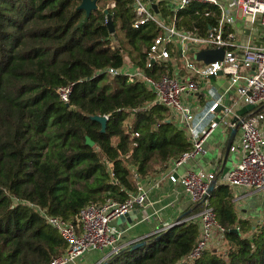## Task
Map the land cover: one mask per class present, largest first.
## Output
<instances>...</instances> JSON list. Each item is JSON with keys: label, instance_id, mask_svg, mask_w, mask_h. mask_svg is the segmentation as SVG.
Masks as SVG:
<instances>
[{"label": "trees", "instance_id": "1", "mask_svg": "<svg viewBox=\"0 0 264 264\" xmlns=\"http://www.w3.org/2000/svg\"><path fill=\"white\" fill-rule=\"evenodd\" d=\"M81 2L0 0V264H50L68 247L30 203L76 221L89 203L107 196L125 201L139 178L192 146L185 129L170 120L169 108L151 103L155 97L146 83L104 71L127 59L145 66L144 51L159 33L156 23L133 27L134 0H99L89 15ZM208 11L219 12L215 5L189 4L178 12V26L204 34L218 21ZM119 29L125 43L115 41ZM70 84L67 103L57 88ZM149 104L134 116L139 136L133 140L124 109ZM259 111L264 104L251 112ZM97 114L109 115L105 131L91 118ZM126 153L129 158L120 157ZM211 194L226 228L223 248L185 261L200 237V225L185 221L121 247L107 264H264V220L253 227L239 218L226 184Z\"/></svg>", "mask_w": 264, "mask_h": 264}, {"label": "built area", "instance_id": "2", "mask_svg": "<svg viewBox=\"0 0 264 264\" xmlns=\"http://www.w3.org/2000/svg\"><path fill=\"white\" fill-rule=\"evenodd\" d=\"M154 2L158 4V12L152 8ZM164 2L165 0H134L133 27L155 22L159 32L144 51L146 65L141 67L133 62H125L121 67H107L104 71L114 77L122 75L129 82L146 83L155 97L151 103L167 106L170 120L184 128L192 138L191 148L172 161V167L178 168L186 160L205 151V140L220 123L213 120L200 134L194 135L193 107L188 99L197 94L201 82L213 75H219L217 72L221 71V75L230 77L232 87L247 104L255 107L264 104V0H176L168 23L158 16ZM194 2L215 5L219 10L206 13L217 14L218 21L204 34L196 28H181L177 23L178 12ZM114 5L115 3L112 4ZM238 21H241V25L236 24ZM256 23L259 24L261 33L246 30V27H253ZM245 35L248 36L246 41L243 40ZM215 48L224 49V58L210 63L196 58L199 50ZM72 89L73 84L62 85L57 88V92L68 103ZM219 104L221 100L210 107V112L215 113ZM149 107L150 104L124 109L129 114L125 129L133 140L139 136V132L133 130L134 116L141 109ZM224 113L229 117L225 119V125L231 129L239 127L242 134L240 142L230 147V151L238 152L240 156L226 176L220 178L219 173L203 169L188 171L183 176L176 175L174 170L169 173L172 180L181 181L195 205L201 204L196 217L176 222L179 224L189 221L200 225V237L194 248L184 257L185 261L197 259L210 247L217 249L216 244L224 239L226 228L218 221L211 204L212 184L215 187L223 183L230 188L264 189V133L260 129V123L264 121V111L240 115L228 107ZM105 116L109 118V115ZM236 117L238 119L234 121ZM129 156L130 153L120 155L127 158ZM127 197L125 201H121L107 196L102 201L89 203L80 209L76 221L50 214L46 208L30 203L68 242L66 251L50 264H67L90 250L108 247H113L111 253L120 250L121 246H117V243L121 233L111 222L120 218V215L148 204V196L141 187L136 193L128 192Z\"/></svg>", "mask_w": 264, "mask_h": 264}, {"label": "crops", "instance_id": "3", "mask_svg": "<svg viewBox=\"0 0 264 264\" xmlns=\"http://www.w3.org/2000/svg\"><path fill=\"white\" fill-rule=\"evenodd\" d=\"M245 36L248 38L247 35ZM233 89L235 88L232 87L229 90V96L224 93L215 94V92L202 94L201 90H198L199 95H194V97L188 99L195 113L193 114L194 135L200 134L213 120L220 121V123L205 140L204 152H200L197 154L198 156L186 160L178 168H173V160H170L158 166L156 171L148 177L139 178L136 184L137 190L133 192L136 193L141 187L148 196V204L135 209L137 217L133 216L131 222L122 221L119 223V218L111 222L121 233L117 246L131 245L140 241V239L159 232L163 228L171 227L179 220L197 216V213L193 212L195 204L186 192L184 185L179 179L174 181L169 176L171 170H174L176 175L183 176L188 171L203 169L219 173L220 178H223L226 176L223 174L224 168L226 166L231 168L237 163L240 156L238 152L229 151L226 160L225 152L231 138H233L232 144L237 145L240 142L242 138L241 129L239 127L231 129L225 125L224 121L229 117L225 115L224 111L225 108L229 107L236 112L248 104L236 90L233 93ZM218 100H221V104L216 107L215 113H211L210 107ZM220 112L225 116L220 118ZM263 128L264 121L260 123L262 133H264ZM232 130H234L233 137ZM221 169L223 170L220 171ZM230 189L233 194L234 209L239 218L250 219L253 227L264 220V189L253 190L246 187ZM224 242L225 239L220 240L215 247L217 249H220V246L223 248ZM112 248L90 250L67 264H101L106 256L111 254ZM93 252L94 254H92ZM99 253H101L100 256H98Z\"/></svg>", "mask_w": 264, "mask_h": 264}, {"label": "water", "instance_id": "4", "mask_svg": "<svg viewBox=\"0 0 264 264\" xmlns=\"http://www.w3.org/2000/svg\"><path fill=\"white\" fill-rule=\"evenodd\" d=\"M98 1L99 0H82L81 4L79 5V8L84 9L86 11L87 15H89L92 11H94V9L98 8ZM151 1H154V0H151ZM152 8L156 12L159 11L158 10V4L156 2H154L152 4ZM105 12L108 13V10H105ZM107 18H108L107 26L109 28V31H110L111 34H114L115 31H116V26L114 24L113 18H112V16L110 14L107 15ZM196 56H197L196 58L198 60H203L205 63H210V62H214L215 60L224 58V49L223 48L202 49V50H199L198 52H196ZM217 73L219 75L222 74L221 71H218ZM215 76L216 75H213V76H211V78H213ZM254 108H255L254 105L248 104V105L244 106L242 109L238 110L237 113L240 114V115H245L246 113L251 112ZM91 118H93L95 121H99L102 124V131L106 130L109 118H107L105 115H100V114H97L95 116H91ZM237 119H238V117H236L234 121H236ZM231 134H232V137H233L234 136V130H232ZM86 138H87V143L90 146H94L95 145V142L90 137L87 136ZM232 143H233V138H231L229 140V142H228V145H227V148H226V152H225V160L228 158V155H229L228 153L230 151V147H231ZM229 169H230V167L226 166L224 168V170H223V174L226 175V173L229 171ZM214 188H215V184H212L211 187H210V191H212ZM133 216L135 218L137 217L135 210H133L131 212H128L126 214L120 215V218H119L118 221H119V223L122 222V221L123 222H125V221L131 222V219H132ZM179 224L175 223V224H173L171 226H176V225H179ZM232 230L235 231V232H239L238 228H234ZM107 258L108 257L106 256L105 260L101 264H107Z\"/></svg>", "mask_w": 264, "mask_h": 264}, {"label": "rangeland", "instance_id": "5", "mask_svg": "<svg viewBox=\"0 0 264 264\" xmlns=\"http://www.w3.org/2000/svg\"><path fill=\"white\" fill-rule=\"evenodd\" d=\"M176 0H165V2L163 3V8L161 10V12L158 14V16L161 18V20L163 22H166L168 23L169 22V16L171 14V11H172V7H173V4ZM237 25H241V21H238L236 23ZM259 24L256 23L254 24L253 27H246V30H250L251 33H254L256 32L257 34L261 33V29L260 27L258 28ZM115 41L117 43H125V38L123 36V32L119 29L117 31V34L115 36ZM243 40L246 41L247 40V37L244 36L243 37ZM125 50V53L128 54V47H125L124 48ZM127 63H130L131 61L130 60H126ZM232 88V85H231V79L229 76H226V75H217L213 78H210L208 80H206L205 82H201L200 83V90H201V93L202 94H212L213 92L216 93H224L226 95H228L229 90ZM233 93H235V89H233ZM200 92H197L196 95H199ZM229 96V95H228ZM193 114L194 111L192 112ZM220 118L224 117L225 115L222 114V112H220ZM263 132H264V128H263ZM94 254V252L92 253ZM101 253H99L98 256H100ZM106 254V253H105ZM96 256V254H95Z\"/></svg>", "mask_w": 264, "mask_h": 264}]
</instances>
